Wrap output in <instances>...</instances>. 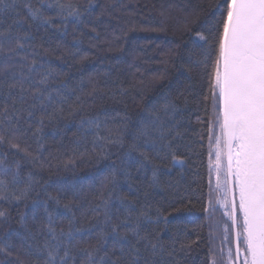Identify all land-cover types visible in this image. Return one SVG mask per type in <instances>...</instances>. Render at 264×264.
Returning a JSON list of instances; mask_svg holds the SVG:
<instances>
[{
    "label": "snow or ice",
    "instance_id": "1",
    "mask_svg": "<svg viewBox=\"0 0 264 264\" xmlns=\"http://www.w3.org/2000/svg\"><path fill=\"white\" fill-rule=\"evenodd\" d=\"M96 7L0 0V264H186L200 237L168 225L173 213L191 210L209 229L207 264H264V0H202L185 17L188 38L161 61L178 74L175 85L167 67L151 77L158 98L143 91V73L127 86L91 74L85 84L83 72L77 79L54 65L76 60L88 35L82 25L90 42L100 39L86 23ZM70 26L68 45L37 34L66 36ZM130 92L134 112L126 103L115 115L95 107ZM49 126L60 137L51 143ZM190 132L201 147L207 137L206 183L145 190L149 171L148 187L160 188V169L185 163L180 141ZM81 164L94 170L77 175Z\"/></svg>",
    "mask_w": 264,
    "mask_h": 264
},
{
    "label": "trees",
    "instance_id": "2",
    "mask_svg": "<svg viewBox=\"0 0 264 264\" xmlns=\"http://www.w3.org/2000/svg\"><path fill=\"white\" fill-rule=\"evenodd\" d=\"M201 2L202 0H95L97 7L92 15L87 18L86 23L97 28L100 39L90 42L88 37L94 34L82 25L81 28L88 35L77 46L79 55L76 60L60 63L53 59V63L77 79L80 72H83L85 84H87V76L91 74L102 82L114 80L116 86L121 84L127 86L135 82L133 73L136 74L137 78H139L140 73H143V91L147 92L150 98H158V88L156 91L153 90L151 77L154 73L164 71L167 67L168 75L172 77L173 85H175L178 74H175L171 65L165 66L161 61L170 48H174L176 44L180 43L182 38H188V34L183 32L185 17ZM133 26H135L134 30ZM145 27H163L164 30L142 31L141 29ZM37 34L43 36L45 43L50 44L52 47H56L57 43L68 45L73 41L71 26L66 36L55 32L53 29H49L47 33L40 29ZM77 35H79V32H77ZM92 44L97 46L92 47ZM121 47L123 51H120ZM85 54H87L88 59L82 63H77L80 56ZM129 65H134V67L130 69ZM109 68L113 69L110 78L103 75ZM137 68L140 69L139 73L136 71ZM186 76L187 73H184L179 78L184 79ZM193 85L199 89L195 74ZM140 90V88L137 89V91ZM133 96H135V92H130L128 96H117L115 98L106 95L103 99L98 98L96 100L95 107L115 115L117 111H125L126 103L128 106L127 111L134 112L137 105ZM195 119L194 114L190 128L198 132L199 126L195 124ZM69 127L74 130L73 126L70 125ZM45 134L50 143L53 139L60 138L59 135L52 136L51 126L45 130ZM189 140L191 143H189ZM198 141L199 136L194 132H190L184 140L180 141L182 146L179 151L185 158V163L183 165L174 164L170 168L162 167L158 173L161 182L160 188L148 187L147 181L151 175L149 171L143 178L145 181L144 189L153 194L161 193L168 182L176 180H179L181 184L192 183V186L196 187L197 185L193 181L198 180L200 177H204L203 182L206 183L207 137L205 136L203 147ZM64 142L70 145L71 131L66 132L64 135ZM93 170L87 164H81L77 175L83 176ZM44 175L49 178L47 172ZM59 175L67 179L72 178L71 173H60ZM50 178L56 180L58 177L53 175ZM161 198V196H156V199ZM163 208L166 212L171 211L168 204H164ZM202 224L203 227H201ZM168 227L172 230L180 228L181 231H184L186 227L188 239L195 240L196 236L199 235V244L194 246L187 254L186 264H207L209 229L202 212L196 210L175 212L170 218ZM216 243L219 246V241Z\"/></svg>",
    "mask_w": 264,
    "mask_h": 264
}]
</instances>
